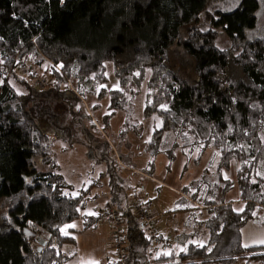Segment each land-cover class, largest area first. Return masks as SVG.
<instances>
[{
	"label": "trees",
	"instance_id": "16d2710c",
	"mask_svg": "<svg viewBox=\"0 0 264 264\" xmlns=\"http://www.w3.org/2000/svg\"><path fill=\"white\" fill-rule=\"evenodd\" d=\"M263 7L261 0H0V264H68L75 254L62 248L75 247L77 233L63 227L81 220L86 232L101 217L84 215L89 191L58 174L54 136L28 108L36 90L16 73L25 58L34 71L47 67L52 92L72 80L81 97H108L106 118L143 93V117L159 120L149 146L169 160L176 149L196 161L212 150L218 175L238 163L241 212L216 194L231 187L221 188L220 177L185 188L189 214L195 208V218L205 217L204 244L193 234L177 244L161 230L150 241L131 210L138 199L118 207L124 264H264V245L241 243L249 222L264 231L256 215L264 209V31L256 33ZM218 31L227 49L216 46ZM110 78L117 87L108 90Z\"/></svg>",
	"mask_w": 264,
	"mask_h": 264
},
{
	"label": "rangeland",
	"instance_id": "374dc122",
	"mask_svg": "<svg viewBox=\"0 0 264 264\" xmlns=\"http://www.w3.org/2000/svg\"><path fill=\"white\" fill-rule=\"evenodd\" d=\"M261 2L264 4V0ZM263 31L264 7L258 16L256 33L260 35ZM216 46L219 49L229 47L227 38L220 31ZM26 60L33 66L29 59ZM43 70L35 72L39 76L50 75L49 71ZM16 71L20 74L19 78L30 81L34 88L33 76H24L23 71L18 68ZM51 78L52 84L49 88L36 90L35 97L30 95L27 100L28 108L33 117L45 127L47 134L54 136L50 149L58 165V174L77 191H89L85 208L88 216L101 215L93 227L83 233L82 239L86 245L84 249L79 251L70 245L62 248L66 254L76 249L75 256L68 264H105L115 261V245L110 239L112 228L102 216L106 206L116 209L125 206L130 209L132 202L139 199L148 212L156 216V225L161 221V227L170 224L171 227L179 229L187 224L189 229L184 231L190 236L193 234L201 243H206L207 238L205 229L198 222L205 217L195 218V208L189 214L187 209L191 205L182 196L186 194V187L205 179L212 183L211 175L217 180L220 177L223 180L220 183L221 188L225 187L224 181L231 184L230 189L220 196L221 201L232 203L235 211L243 210L244 203L239 200L236 183V161L231 162L229 169L222 170L218 175L212 150H206L196 161L195 154L187 159L180 149L175 150L172 160L151 149L149 144L159 120L155 117H143V93L131 101L127 108L106 118L110 115L108 97L101 100L96 96L81 97L72 80L62 85L58 91L52 92L55 79L52 76ZM109 80L112 83L115 81L116 85L115 79ZM112 85L106 89H110ZM16 88L20 93H29L24 85L17 83ZM151 166L152 171L149 174L147 171ZM171 211L174 214L168 215ZM259 214L263 217L264 209ZM248 225L260 227L255 222H249ZM233 264L246 263L237 261Z\"/></svg>",
	"mask_w": 264,
	"mask_h": 264
},
{
	"label": "built area",
	"instance_id": "2783aa9c",
	"mask_svg": "<svg viewBox=\"0 0 264 264\" xmlns=\"http://www.w3.org/2000/svg\"><path fill=\"white\" fill-rule=\"evenodd\" d=\"M65 1L66 0H61V4H63ZM18 69L23 71L22 74L24 76H33V87L37 91L46 90L52 84V79L48 75H37L33 66L29 64L26 59L21 60L18 63ZM56 70L59 72L58 68H56ZM70 89L72 88L70 87ZM131 210L133 211L134 218L142 224L147 238L150 241L157 239L160 230L156 225V216L154 214H150L148 210L140 203L139 199L131 205ZM103 218L112 228V237L110 239L115 245L116 262L118 264H124L128 256V243L123 233L124 225L126 223V220L123 218V213L118 209L107 206L104 209Z\"/></svg>",
	"mask_w": 264,
	"mask_h": 264
},
{
	"label": "crops",
	"instance_id": "0c3cea01",
	"mask_svg": "<svg viewBox=\"0 0 264 264\" xmlns=\"http://www.w3.org/2000/svg\"><path fill=\"white\" fill-rule=\"evenodd\" d=\"M110 82V80H109ZM115 82V81H114ZM114 82H110L107 86H105V89L108 87V86H111L112 84V87L110 89H114L117 87V82H116V85H114ZM109 90V89H108ZM214 157V153H213V156H212V159ZM211 177H213V181L212 183L214 184H219V181L217 180V178L213 175H211ZM208 181V179H206ZM189 187V186H188ZM219 192H217L216 194L219 196H221V189H218ZM217 190V191H218ZM182 195V194H181ZM183 196V195H182ZM208 200H211V197L209 196ZM223 205H229L232 207L233 209V206H232V203H223ZM258 209V208H256ZM260 210H257L256 211V215L258 217H262L260 213ZM234 212H241V211H235L233 209ZM177 212V211H175ZM83 214L84 215H87L86 214V211L84 210L83 211ZM171 214H174L173 211L171 212H168V215H171ZM160 222H158V228L159 230H161V234L163 235V237H167V236H170L172 233L175 234L176 238H177V244H182L184 243L185 241H187V239L190 238V235L188 234V232L184 231V230H188L189 229V226L186 224L185 226L183 225V227L179 228V229H175L173 226L171 227L170 224L165 226V227H161L160 226ZM256 225H258L257 223H255ZM82 228H83V225H82V221L81 220H76V221H73L71 222L70 224H67L66 226L63 227V231L64 232H69V231H74L76 232V248L80 251L82 249L85 248V244L83 243V239H82V236H83V233L82 232ZM207 238V237H205ZM241 243L244 247H254V246H261V245H264V231L261 227H249L248 224H246L243 229L241 230ZM204 244V243H203ZM76 249H74L72 251V253L70 254H76ZM111 263V261H108L106 262L105 264H109Z\"/></svg>",
	"mask_w": 264,
	"mask_h": 264
},
{
	"label": "water",
	"instance_id": "95a60500",
	"mask_svg": "<svg viewBox=\"0 0 264 264\" xmlns=\"http://www.w3.org/2000/svg\"><path fill=\"white\" fill-rule=\"evenodd\" d=\"M29 235V234H28ZM35 241L38 243V244H40L41 246H44L45 245V241L44 240H42V239H40V238H36L35 239Z\"/></svg>",
	"mask_w": 264,
	"mask_h": 264
}]
</instances>
